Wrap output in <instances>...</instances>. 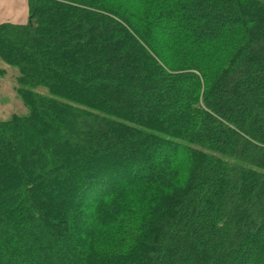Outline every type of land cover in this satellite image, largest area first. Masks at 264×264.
I'll return each instance as SVG.
<instances>
[{
  "label": "trees",
  "instance_id": "obj_1",
  "mask_svg": "<svg viewBox=\"0 0 264 264\" xmlns=\"http://www.w3.org/2000/svg\"><path fill=\"white\" fill-rule=\"evenodd\" d=\"M119 1L0 24V264H264V0Z\"/></svg>",
  "mask_w": 264,
  "mask_h": 264
},
{
  "label": "rangeland",
  "instance_id": "obj_2",
  "mask_svg": "<svg viewBox=\"0 0 264 264\" xmlns=\"http://www.w3.org/2000/svg\"><path fill=\"white\" fill-rule=\"evenodd\" d=\"M115 1L118 4L121 3L119 0ZM24 17L25 19H18L16 23L27 24L29 22V0H27V10ZM19 76L20 72L17 68L9 66L0 59V122L11 121L16 117H23L28 114V108L17 92L19 87L17 79ZM121 182H124V179ZM121 182L117 184L119 187L123 185ZM97 188L100 191H104L106 186H98ZM91 196L90 194L88 199H86L88 201L98 202V198Z\"/></svg>",
  "mask_w": 264,
  "mask_h": 264
},
{
  "label": "crops",
  "instance_id": "obj_3",
  "mask_svg": "<svg viewBox=\"0 0 264 264\" xmlns=\"http://www.w3.org/2000/svg\"><path fill=\"white\" fill-rule=\"evenodd\" d=\"M26 10L27 0H0V23H16L18 19H25Z\"/></svg>",
  "mask_w": 264,
  "mask_h": 264
}]
</instances>
